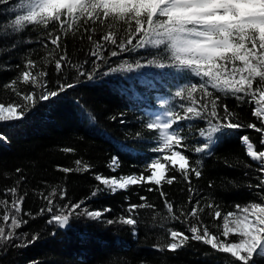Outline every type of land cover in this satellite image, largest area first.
I'll return each instance as SVG.
<instances>
[{"label": "snow or ice", "instance_id": "6c2138e0", "mask_svg": "<svg viewBox=\"0 0 264 264\" xmlns=\"http://www.w3.org/2000/svg\"><path fill=\"white\" fill-rule=\"evenodd\" d=\"M9 3L11 0H0V5ZM10 12L13 18L0 24V38L23 33L33 26V30L44 29L48 44L60 50L61 41L70 32L75 35L82 31L92 44L88 54L93 59L88 70V60L73 63L68 60L65 50L59 58L54 59L55 70L60 74L65 67H69L76 71L77 77L75 82L58 81L55 88H50L46 67L36 70L37 62L26 58L24 70L4 85L20 99L8 102L0 100V123L23 121L38 103L53 100L76 87L80 77L93 81L98 75L109 76L155 66L175 69L180 79L187 82L174 92V97L181 101L177 106L179 111L170 108L155 114L144 124L147 130L156 133L154 138L157 146L152 151L160 155L145 164L143 172L119 176L94 173L98 185L88 198L76 202L57 203V196L60 201L66 200L67 190L54 186L47 193H40L46 201V207H42L35 215L24 211L22 207L27 193L18 195L19 185L24 180V177H20L15 186L5 189L4 195L10 196L11 200L0 199V206L4 209L0 214V221L3 222L0 224V244L22 238L20 244L13 246L27 247L40 238L36 233L28 240V233H17V229L28 223L24 216L34 219L36 215L47 212L51 215L46 222L59 228L68 227L73 217L82 215L100 220L111 208L90 210L84 206L87 199L105 190L115 194L141 183L160 186L165 181L171 185L177 177L166 176L169 171L166 165H170L191 185L192 175L197 179L202 176L203 161L192 160L185 153L194 151L197 154H211L217 142L228 136L230 131L253 129L261 134L259 145L264 146V0H16ZM101 29L103 32L99 39H94ZM3 50L0 48V52ZM141 50L151 57L143 64L139 59L134 63L121 60L115 67L110 63L113 57L123 53H139ZM48 56H54V53L49 52ZM47 63L45 58L46 66ZM104 65L108 66L107 71L101 72ZM193 77L197 78L195 82ZM18 82L30 86L32 90L21 91L17 87ZM229 96L253 105L252 116L258 123H242L238 115L222 103ZM82 111L89 120L95 121L93 113L83 106ZM123 115L120 113L121 117ZM111 119L116 120L117 117ZM181 121L205 122V127L198 128V135L203 138V142L190 148L188 138L180 127ZM124 122L120 120V123ZM136 138L143 137L137 133ZM7 139L0 133V140ZM240 139L246 155L258 162L257 171L264 174V150H257V144L247 134ZM62 151L70 153L75 149L65 147ZM119 163V157L113 156L108 167L115 172ZM74 164V168L58 166V170L65 174L86 173L94 167L82 158L76 159ZM257 180V184L249 185L250 189H264V175L258 176ZM212 186V182H209V187ZM188 191L193 193L191 186ZM160 195L164 198L167 219L179 221L187 227L185 230L169 227L167 242L153 245L157 252L175 253L187 247L189 241H196L215 252L227 254L230 259L226 264H261L264 261V191L257 193L258 201L237 204L234 210L226 213L211 200L203 206L199 199L193 203L192 195L188 198L190 209L177 210L174 203L167 199L166 193L161 191ZM140 199L146 201L145 197ZM144 207L155 206L147 203L129 204V215H122L116 220L108 219L106 223H121L135 228L138 221L133 214ZM205 208L212 210L210 215L213 220H222L216 233L210 231L209 226L201 220ZM230 236L236 239L231 240ZM141 264L146 262L141 261Z\"/></svg>", "mask_w": 264, "mask_h": 264}, {"label": "trees", "instance_id": "16d2710c", "mask_svg": "<svg viewBox=\"0 0 264 264\" xmlns=\"http://www.w3.org/2000/svg\"><path fill=\"white\" fill-rule=\"evenodd\" d=\"M15 2L11 0L8 5H0V24L13 18L10 9ZM44 31L42 28L33 30V26H29L23 33L0 38V48L4 49L0 52V100L19 101L20 98L4 85L24 70L26 58L37 62L36 70L46 67L50 88H55L58 81L75 82L77 77L76 71L69 67H65L60 74L55 70L54 59L59 58L65 50L68 60L73 63L88 60L86 69H91L93 57L88 53L92 44L82 31L75 35L70 32L61 41L60 50L48 44ZM102 32V29L99 30L94 39H99ZM82 35L83 39L80 38ZM13 44L16 46L12 47ZM45 44L48 46L45 47ZM49 52H53L54 56H48ZM147 58L151 57L141 50L139 53H123L113 57L110 63L115 67L121 60L134 63L139 59L143 64ZM107 67L102 66L101 72L107 71ZM192 79L195 82L197 78ZM79 80L76 87L59 97L38 103L23 121L0 123V133L8 138L7 141L0 140V199L11 200L10 196L4 195L5 189L15 186L20 177H24L18 195L27 193L22 207L35 215L46 207L40 193H47L54 186L67 190L66 200L60 201L57 196V203L80 201L88 198L98 185L94 173L106 176L140 174L145 164L160 155L152 151L157 146L156 133L147 130L144 124L152 118L153 112L161 108L162 101H167L166 108L179 111L177 106L181 101L174 97V92L187 81L180 79L175 69L148 66L109 76L98 75L93 81L84 77ZM17 87L21 91L32 90L19 82ZM222 103L227 104L242 123L257 122L252 116L253 105L231 96L223 99ZM82 106L95 115L94 122L84 114ZM120 113L124 115L121 117ZM113 116L117 119L112 120ZM121 119L125 121L123 124L120 123ZM205 126L203 121L180 122L190 148L203 142L198 128ZM137 133L143 138H136ZM245 134L257 144V150H264V146L259 145L261 134L255 130L242 128L230 131L228 136L217 142L211 154L185 153L192 160L203 161L202 176L197 179L192 175L191 185L170 165H166L169 168L166 176L177 177L171 185L165 181L160 186L141 183L115 194L105 190L87 199L84 206L90 210L111 208L100 220L82 215L73 217L68 227L59 228L46 222L51 215L47 212L36 215L34 219L24 216L28 223L17 229V233H28V240L36 233L40 238L27 247L13 246L20 244L22 238L0 244V264H141V261L146 264H226L230 259L227 254L215 252L201 242L189 241L187 247L175 253L157 252L153 248L157 242H167L169 227L177 230L187 227L179 221L167 219L164 198L160 193H166L167 199L174 203L177 210L190 209V195L193 196V203L199 199L203 206L211 200L219 204L225 213L234 210L237 204L258 201L257 193L264 189H250L249 185L257 184V177L264 174L257 171L258 162L246 155L240 139ZM65 147L75 151L65 153L62 151ZM113 156L119 157L120 162L115 172L108 167ZM80 158L94 166L90 172L65 174L58 170V166L74 168V161ZM16 169L21 171L17 172ZM209 182H212V187H209ZM190 186L193 189L191 194L188 191ZM141 197H145L146 201H142ZM142 203L155 207L135 211L133 215L138 221L135 228L121 223H106L108 219L116 220L122 215H129V204ZM3 211V206H0V214ZM211 211L205 208L201 220L209 226L210 231L216 233L222 220H213ZM185 234L191 235L188 232ZM229 239L235 240L236 237L230 236Z\"/></svg>", "mask_w": 264, "mask_h": 264}, {"label": "rangeland", "instance_id": "374dc122", "mask_svg": "<svg viewBox=\"0 0 264 264\" xmlns=\"http://www.w3.org/2000/svg\"><path fill=\"white\" fill-rule=\"evenodd\" d=\"M167 106H168L167 101H162L161 108L158 109L157 111L153 112L152 116H154L155 114H158V113H163L164 111L168 110V108H166ZM3 123H6V122H3Z\"/></svg>", "mask_w": 264, "mask_h": 264}]
</instances>
